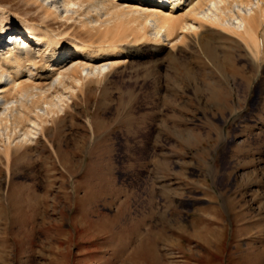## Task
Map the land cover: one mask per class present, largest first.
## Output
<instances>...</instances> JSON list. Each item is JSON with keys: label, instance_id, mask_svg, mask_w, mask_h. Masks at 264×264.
<instances>
[{"label": "rangeland", "instance_id": "374dc122", "mask_svg": "<svg viewBox=\"0 0 264 264\" xmlns=\"http://www.w3.org/2000/svg\"><path fill=\"white\" fill-rule=\"evenodd\" d=\"M38 2L0 0V30H62L77 17L63 0ZM235 26H206L176 48L162 34L161 52L146 41L143 57L81 89L53 77L66 104L53 117L38 106L42 129L28 124L24 142L0 127V264H264V63ZM68 41L53 62L63 70L110 63L76 58ZM15 106L0 95V119Z\"/></svg>", "mask_w": 264, "mask_h": 264}, {"label": "bare ground", "instance_id": "6f19581e", "mask_svg": "<svg viewBox=\"0 0 264 264\" xmlns=\"http://www.w3.org/2000/svg\"><path fill=\"white\" fill-rule=\"evenodd\" d=\"M27 1L39 3L38 0ZM63 6L72 8L77 17L62 18L68 22L61 25L62 30L45 27L33 20L21 21L18 23L21 29H14L13 33L8 30L10 34L0 30V39L5 34L11 37L6 43L8 49L0 53V95L6 101L15 99L18 103L16 111L11 107L0 119V127L4 125L7 129L24 131V142L34 134L28 124L43 128V116L53 117L59 104H66L63 95L52 96L51 90L59 92L60 89L49 86L50 79L56 77L65 90H71L75 85L81 89L87 80L100 81L107 72L126 63L127 58L143 57L146 41L150 42L148 51L154 48L161 52L163 47L156 45L162 34H166L171 43L176 38L181 42L178 44H183L189 36L199 37L206 26L230 32L229 24L234 21L237 26L232 33L238 36L250 56L258 63H264V0H63ZM235 6L239 8L238 12ZM206 7L208 9L204 12ZM42 9L47 19L63 17L50 7ZM10 22L14 24L17 20L11 18ZM151 29L155 32L153 39L148 37ZM232 33L228 34L235 36ZM70 39L77 41L72 46L76 58L95 60L102 57L110 63L101 66L97 63L101 61L83 63L74 59L72 63L75 60L77 63L69 70H63L62 63L53 64L61 60ZM95 40L102 43L97 45ZM175 43L172 48L178 46ZM115 58L124 60H112ZM86 66L89 72L84 74ZM5 77L9 83L4 87ZM66 79L70 84L65 82ZM29 98H32L31 104ZM39 105L46 106L43 116L36 114L42 125L31 117ZM5 149L9 153L11 143Z\"/></svg>", "mask_w": 264, "mask_h": 264}]
</instances>
